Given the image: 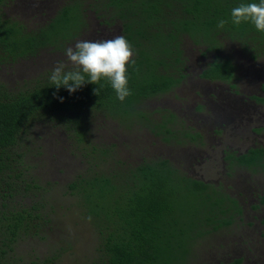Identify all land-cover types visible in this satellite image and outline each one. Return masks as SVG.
<instances>
[{
  "label": "trees",
  "instance_id": "1",
  "mask_svg": "<svg viewBox=\"0 0 264 264\" xmlns=\"http://www.w3.org/2000/svg\"><path fill=\"white\" fill-rule=\"evenodd\" d=\"M10 1L0 0V67L38 56L44 48L64 53L87 24L83 3L69 0L39 28L27 29L22 21L5 17L3 8ZM240 2L91 3L105 24L119 25L121 35L134 49V62L127 66L131 94L122 101L106 79L97 85L86 83L73 94L51 87L49 73L36 79L33 87L17 91L0 79V264H12L10 252L21 236L50 223L40 193L48 188L30 171L27 146L30 128L42 118L55 127L63 124L75 148L87 160L88 166L65 184L64 191L76 198L81 216L97 236L96 255L87 264H193V250L200 239L236 224L238 216L241 220L244 208L240 200L221 182L191 176L167 157L123 160L114 142L92 143L87 138L97 117L127 131L142 125L166 142L184 144L202 139L201 131L183 126L175 112L165 108L156 116L157 111H146L141 104L178 88L186 80V39L203 48V53L214 52L200 78L236 87L237 66L230 55L222 54L224 43H237L254 59L264 56V33L257 32L249 22L231 23L230 11ZM220 19L228 21L222 29L217 27ZM96 87L100 88L99 95L93 92ZM225 157L232 170L264 171L263 145L241 153L228 151ZM257 196L260 202L255 208L264 204V193ZM242 260L228 264H241Z\"/></svg>",
  "mask_w": 264,
  "mask_h": 264
},
{
  "label": "rangeland",
  "instance_id": "2",
  "mask_svg": "<svg viewBox=\"0 0 264 264\" xmlns=\"http://www.w3.org/2000/svg\"><path fill=\"white\" fill-rule=\"evenodd\" d=\"M68 1L12 0L3 10L5 17L22 21L27 29H37ZM80 1L85 8L87 24L76 41L107 40L121 35L118 24L107 25L99 17V11L91 6L95 0ZM75 42L70 46L74 47ZM184 49L189 74L186 80L170 92L146 99L141 108L157 111L156 116L165 108L175 112L183 126L200 130L202 139L188 140L184 144L166 142L142 125L127 131L97 117L92 120L87 138L92 143L114 142L123 160L138 162L143 157H167L191 176L221 182L240 200L244 208L241 220L238 216L236 224L200 239L193 250V264H228L240 258H243L241 264H264V204L254 207L260 202L257 195L264 193V171L232 170L225 157L228 151L241 153L257 145L264 146V102L257 101V96L264 97L261 88L264 56L254 59L237 43H224L222 54L230 55L237 66L234 89L228 82L209 81L198 76L213 60V51L203 53V48L188 39ZM58 62L65 63L68 69L73 67L64 53L44 48L38 56L2 65L0 79L12 91L33 87L36 79L49 73ZM252 96L257 100H250ZM218 104L230 108L219 112ZM46 121L42 118L30 128L27 146L30 148V171L48 188L40 193L46 201L44 210L50 223H42V227L21 236L10 252V259L12 264L43 261L45 264H87L96 255L97 236L90 222L81 216L76 198L64 193L65 184L76 173L84 171L87 160L80 154L82 151L75 148L63 124L55 127ZM26 202L31 204L32 201L26 199Z\"/></svg>",
  "mask_w": 264,
  "mask_h": 264
},
{
  "label": "clouds",
  "instance_id": "3",
  "mask_svg": "<svg viewBox=\"0 0 264 264\" xmlns=\"http://www.w3.org/2000/svg\"><path fill=\"white\" fill-rule=\"evenodd\" d=\"M230 19L234 25L249 22L257 32L264 33V0H241L231 9ZM226 23L227 20L220 19L217 27L222 29ZM133 54V46L124 35L99 41L77 40L74 47L64 49V56L73 67L68 69L65 63L58 62L50 70L48 81L57 91L64 88L73 94L86 83L97 85L106 79L122 101L131 94L127 66L134 62ZM93 92L99 95L100 88H94ZM60 99L63 101V97Z\"/></svg>",
  "mask_w": 264,
  "mask_h": 264
},
{
  "label": "flooded vegetation",
  "instance_id": "4",
  "mask_svg": "<svg viewBox=\"0 0 264 264\" xmlns=\"http://www.w3.org/2000/svg\"><path fill=\"white\" fill-rule=\"evenodd\" d=\"M261 88H262V86H261ZM234 89H236V88H234ZM257 98H258V100H257L256 98H254V97H251V99H250V100H252V99H253V100H257V101H259V102H264V101H262V100H261V98H264V97L257 96ZM253 100H252V101H253ZM226 103H227V102H226ZM231 105H232V102H231ZM231 105H230V106H231ZM228 107H229V106H228ZM228 107H227V106L220 107V106H219V104H218V109H219V112H220V111H222V110H223V108L227 109ZM229 108H230V107H229ZM229 108H228V109H229ZM232 109H233L234 111H236V109H235V108H233V106H232ZM233 110H232V111H233ZM234 111H233V113H234ZM217 114H218V113H217Z\"/></svg>",
  "mask_w": 264,
  "mask_h": 264
}]
</instances>
